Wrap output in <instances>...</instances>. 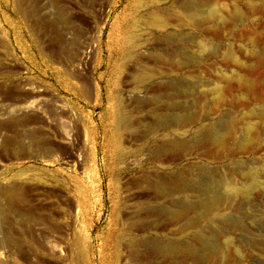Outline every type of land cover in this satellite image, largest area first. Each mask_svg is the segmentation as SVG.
<instances>
[{"label": "rangeland", "instance_id": "1", "mask_svg": "<svg viewBox=\"0 0 264 264\" xmlns=\"http://www.w3.org/2000/svg\"><path fill=\"white\" fill-rule=\"evenodd\" d=\"M163 1L174 6L164 9ZM186 1L0 0V210L9 211L0 226V264H173L138 243L177 244L192 238L196 229L186 235L183 230L195 214L174 218L167 213L157 216L156 210H177L178 201L193 197H158L154 182L201 167L211 173L221 169L241 187L247 181L235 170L264 166V144L247 154L233 152L245 138L244 123L230 142L229 154L236 156L230 154L225 162L205 145L178 150L179 141L192 132L167 135L153 128L157 120L177 114L170 103L192 102L170 101L165 85L174 80L195 95L205 94L206 102L211 86L229 85L225 106L213 114L217 126L232 115L245 118L257 101L264 102V61L259 59L264 56V0H207L225 13L237 7L242 20L197 29L190 16L192 27L176 19L184 17L180 3ZM139 8L145 16L169 15V28L154 31L147 49L117 72L124 21ZM190 35L213 42L220 54L200 55ZM230 50L235 61L224 59L223 53ZM189 53L201 61L181 69L177 65ZM142 68L152 73L153 81L147 91L133 93ZM233 72L244 75L247 86L238 79L229 82ZM117 97L119 111L128 118V125L120 127V144L141 150L126 165H115L109 146ZM199 111L203 118V108ZM197 176L196 184H213V192L232 205L207 216L199 234L219 250L231 247L236 252L232 264H264V184L240 200L226 184ZM116 237L122 239L118 248Z\"/></svg>", "mask_w": 264, "mask_h": 264}, {"label": "bare ground", "instance_id": "2", "mask_svg": "<svg viewBox=\"0 0 264 264\" xmlns=\"http://www.w3.org/2000/svg\"><path fill=\"white\" fill-rule=\"evenodd\" d=\"M168 3H169L168 1H163L160 4L165 6L164 9H166L169 6L167 7L165 4H168ZM212 3H210L207 0H188L186 2L180 3L181 4L180 8H182V10L184 11V17L179 18L178 15H177L178 17L175 15L177 17L176 19L177 21L179 19L180 24L181 23L185 24L186 22H188V17L190 16V18L194 21V29L201 27V25L212 26L214 24H221L222 26H228L230 24H234V23L236 24V22H238L239 20H242L241 13L239 12L240 9L238 10L237 7L234 10L232 9L233 12L228 10V8L226 9L225 7V9L227 10L225 13L224 12L225 10L222 11L220 8H218L216 5ZM173 4L174 3H172V5L169 7L170 9L171 7L174 6ZM141 10H142L141 8L137 9V12L134 15L128 16L126 20L124 21V26H123V30H122V34L120 38V43H119L120 53H119V63H118L117 72L120 71L124 63H126L127 61L131 59L138 57L141 50L147 49V38H150L154 31H160V30H165L169 28V23H168L169 19L167 18V16L169 15L161 16L162 15L161 14L159 16L154 13L151 15L150 14L147 15L146 13L147 16H145L144 14L143 15L141 14ZM192 23L189 24L191 27L193 26ZM183 26L186 27V25H183ZM203 35L205 36V34ZM192 37L194 38V35ZM155 38L153 39V41H155ZM195 38L194 40L192 39V43L195 45V47L198 48V52L200 55H205V57L207 58H214L220 54L219 48L215 47L213 42H210L206 38H204L201 41H196L199 38L198 39L197 38L195 39ZM159 39H162V38H159ZM187 40L188 38L186 39V41ZM231 51L232 50L226 51L223 53L225 61L226 60L227 61L236 60L235 55ZM182 52L183 50L181 51V54ZM183 55L184 54H182V56ZM259 59L261 60V62H263L264 56ZM200 61H201L200 56L198 57H196L195 55L192 56L189 53V55L187 54L185 56L184 62H181L177 66H180L181 69H185L186 67L198 64ZM235 73L237 74V72H233V74ZM236 74L234 76L229 77L228 81L231 82L232 79H236V80L238 79V82L240 80V82L243 83V85L247 86L248 83L246 81V78L243 77L244 75L242 76L239 73L242 77L240 76L238 77ZM152 81H153L152 73L148 71L147 69H143V68L140 69L139 73L135 76V79H134L135 88L132 89L131 92L141 93L143 91H147L149 88V84ZM232 81L234 82V80ZM165 86L168 90L167 92L170 93L169 98L171 102L174 99L175 100L178 99L181 101L185 99L187 100L190 99L192 101L189 104L170 103L173 110L176 111L177 114L175 116L172 115V117L165 118L164 120L162 119L157 120L155 122V126L153 125L154 126L153 128H155L156 130L162 129L163 131H165L167 135H169L170 133H175L178 130H180L179 132H181L182 130L186 131V133L192 132L189 139H186L184 141H179L178 146L174 145L180 148L178 150H181V149L188 150L189 147L192 145L200 146V148H202L201 145L203 146L205 145L211 154H214L215 156L218 157L217 159H219V162H223V161L225 162L227 160H230L231 158H229V156L233 154V153L232 154L230 153L231 155L229 154L230 142L235 141L236 136H237L238 127L239 126L241 127V124L243 123L247 125L246 135L243 133L245 135V138L243 142L235 144L233 152L237 154H247L253 150H256L257 148L261 147V145L264 144V102L259 101L258 103L257 101L256 105L252 107L249 110V112L246 113V116L242 114L243 116H245V118L243 117V118L238 119V118H235L236 116H233L231 114L232 116L228 117L223 125L220 124V126H217L215 122L213 121L214 120L213 114L216 110H220L221 108L225 106L224 104L226 102V96H227L225 95V89L229 86L228 84L224 86L216 85L215 88H212L211 86V98L209 102H206L205 94H199V95L193 94L192 91L194 90L191 91V89L181 81H175V80L170 81ZM120 100L121 99L119 97L115 98L116 109L114 111V115H115L114 125L110 128L108 132L109 139H110L109 146L113 149L112 152L114 153L115 165H122V164L126 165L127 161L130 158H138L141 155V150H136V151L127 150V149H124L122 145L120 144V137H119L120 127L124 124L128 125V121H127L128 118L122 115L118 109ZM199 108L201 109L203 108L204 110L205 115L203 118L199 117V113H200V111L198 112ZM228 115H230V113ZM169 146L171 147V145ZM174 146L172 148H174ZM167 147L164 146L163 148L166 149ZM169 149L171 150V148ZM208 151L206 153H208ZM234 156H236V154ZM245 166L244 168L247 167ZM214 171L213 173H211V172H208L205 168L200 167L195 170V173H192V171L177 172V173L174 172L170 174V177L168 179H166L169 181V183L168 181H164V182L161 181L159 183L154 182L155 184L153 185V188L156 194L159 195L158 197H161V196L167 197V195H172L174 193L175 194L176 193L192 194L191 195L193 197L192 201L187 200L186 202L184 200L185 202L178 201L176 203L177 210L168 209L167 207L164 208L163 206L156 210V213H158L157 216L160 214L167 213V214L172 215L174 218H178L179 216L186 214V213L195 214L196 219L188 223L184 227L185 228L183 230L184 233L182 232L184 235H186L187 230L196 229L197 231L194 232V234L192 235V238H190L192 240L188 239L187 241H185V243L178 242L177 244H166V245L164 243L162 244L161 242H157V241H152V242H150L149 240H148L149 242L141 241L142 244L138 243L137 241L135 242V246H137L136 243H138L140 244V246L142 245L143 247H146L149 250H151L153 254H155L156 256L161 255V256H164V258L170 259L171 261H173V264H186L185 262H188L189 264H232L234 262L236 252L231 247L228 246L224 248L225 249L224 251L219 250L207 244L204 238L205 236L204 237L201 236L198 231L199 227H201L203 224V220L207 216L224 211L229 207H230L229 209H231L232 205L229 201L224 199V197H222L221 195L219 196L218 194H216V192H213V189H211L213 184H211L212 186L211 185L208 186L204 184L202 185L196 184L193 177L196 175H199L201 177H204L206 175L211 176L210 178L213 177L215 182L226 184L227 187L229 188L228 190H230L229 193L232 194L233 197L240 199V200H246L249 198V196H251V193L255 189L262 187V185L264 184L262 182V178L264 177V166L260 168L259 170L258 169L257 170H246V169H241V168H238V170H235L236 174H238L237 175L238 177L240 176L242 179L247 181V184L245 185L243 183L244 186H241V187H238L237 184L234 183L233 181L234 179L232 178L233 177L232 175H231V178L233 180L230 179V177H228V175H230L229 173L226 176V175H223L224 173L223 174L221 173L223 172L221 171V169L216 170L215 172ZM199 176L197 177L199 178ZM19 178L21 177L19 176ZM140 208L141 207H139V209ZM8 213L9 211L7 209L0 210V226L2 224V220L7 216ZM229 232H230L229 228L227 230L225 229V233L229 234ZM4 239L7 242V241H10L11 238L9 235L7 236L5 235ZM121 241L122 239L120 237L118 238L116 237L115 241L113 242L114 246L118 248L120 246ZM198 246L202 248L201 252L198 250L197 248ZM116 253H117V250L115 249L114 255H116Z\"/></svg>", "mask_w": 264, "mask_h": 264}]
</instances>
